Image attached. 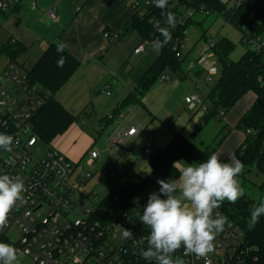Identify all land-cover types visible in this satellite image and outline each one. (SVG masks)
<instances>
[{"label":"built area","instance_id":"obj_1","mask_svg":"<svg viewBox=\"0 0 264 264\" xmlns=\"http://www.w3.org/2000/svg\"><path fill=\"white\" fill-rule=\"evenodd\" d=\"M24 0H0V13H6ZM127 2L130 11L140 19H148L151 24L159 20L163 26L161 10L150 0H121ZM203 0H169L168 10L176 17L179 27H184L196 15L209 16L213 13ZM38 5V4H36ZM76 15L80 8L73 7ZM44 12L52 21L58 20V6L52 5ZM171 40H174L176 56L182 60L188 58L187 70L201 72L206 83L220 73L217 42L203 37L201 52L197 55L184 53L183 42L187 31L182 36H175L172 27ZM104 38L115 44L121 38L119 33H105ZM170 40V41H171ZM241 41L252 51L264 56V30L261 34L243 28ZM148 42L134 50L139 55L145 52ZM216 68V70H215ZM25 63H10L0 74V133H7L15 138L11 153L0 149V174L19 176L24 180L26 203L19 205L9 214L8 226L0 232V242L13 244L22 256L30 259L31 264H150L138 255L139 248L147 247L146 237L150 230L140 221L142 209L150 193L139 192L128 198L126 206L119 213L109 212L105 198L92 192L83 193L79 185H87L94 175L88 176L77 170L80 163H73L59 150L50 146L45 156L35 158V149L40 141L34 126V119L52 99L53 94L33 81ZM196 93L185 99L186 103L199 107L207 113L209 106L201 97V90L196 86ZM103 92L111 95V86L106 85ZM107 122L114 124L113 130L106 137V152L109 160L105 163V178L112 187V196L118 198L125 188L142 179L123 181L116 172L114 157L116 151L129 141L136 139L138 128L124 129L119 126L122 113L108 115ZM250 133V131H248ZM103 152L90 151L89 166L100 160ZM142 154H150L144 150ZM14 163L9 164V161ZM139 198L137 202H134ZM220 211V210H218ZM221 212V211H220ZM222 213V212H221ZM223 214V213H222ZM224 215V214H223ZM227 217V216H226ZM225 226L214 241V251L207 258L194 255L183 257L186 264H234L245 261L250 252V244L243 228L228 217ZM130 229L132 240H124L121 228ZM17 233V237L14 234ZM133 241L136 243L134 244ZM178 255H183L181 248Z\"/></svg>","mask_w":264,"mask_h":264},{"label":"crops","instance_id":"obj_2","mask_svg":"<svg viewBox=\"0 0 264 264\" xmlns=\"http://www.w3.org/2000/svg\"><path fill=\"white\" fill-rule=\"evenodd\" d=\"M27 1L29 2L24 0L7 13H0V16H6V20L0 22V50L12 40L20 50L15 61L26 63L30 68L42 57L50 44L64 42L68 51L80 61V68L55 97L70 113L81 114L79 120L66 133L53 141L64 156L70 161L80 163L90 151H97L96 148L101 147L106 149V137L115 126L112 123L107 124L103 119L120 110L124 118L119 121V126L124 129L138 128L136 139L116 151L114 157L116 172L123 181L148 177L151 172V158L164 149L176 135L191 139L204 114L194 111L197 107L193 108L185 101L189 95L196 93V88L193 94L190 90L184 101L177 103L179 77L173 75V79L172 75L164 73L139 102L125 105L126 99L137 92L143 75L160 54L152 50L151 44L147 45L144 53L134 54V50L142 43V37L136 30L124 36L133 18L127 2L45 0V7L58 6V20H50L46 29L41 31L39 24L43 23L42 20L36 23L33 14H24L30 13L26 9ZM33 1L30 0L29 4L32 12L39 10L38 16L47 18L44 9L39 6L40 0L36 3ZM222 1L230 3L232 0ZM75 6L80 8L79 15L73 11ZM105 33H119L121 38L115 44H110L104 38ZM4 57L7 58V64L0 73L12 63L9 57ZM106 85L111 86V95L103 92ZM206 98L207 95L205 100ZM254 101L253 94L242 98L223 117L229 121L228 126L238 125ZM79 121L83 123V128L77 124ZM223 133L227 135H224L219 145L231 137L233 131L224 130ZM68 134L70 137H66ZM245 139L246 137L239 136L235 146L239 145L240 148ZM72 143L76 145L72 146ZM195 143L210 146L199 141V134L195 136ZM144 150H148L150 154H142ZM220 159L223 160L222 157ZM108 160L109 156L101 158L102 166ZM179 161L189 164L194 162L187 157H182Z\"/></svg>","mask_w":264,"mask_h":264},{"label":"trees","instance_id":"obj_3","mask_svg":"<svg viewBox=\"0 0 264 264\" xmlns=\"http://www.w3.org/2000/svg\"><path fill=\"white\" fill-rule=\"evenodd\" d=\"M202 2L206 3L213 13L222 17L240 32L243 28H246L250 31H256L259 35L264 30V0H242L239 3L235 2L233 5L224 3L222 0H203ZM192 22V20L188 21L184 27H179L175 32V36H182L183 31H187ZM132 30L138 31L142 41L149 44L153 39L162 38L148 19H140L135 14H133L124 36ZM174 46L175 42L171 40L160 51L153 65L142 77L139 89L126 99L125 105L139 102V99L166 72L180 79L187 76L184 68L188 65V58L185 57L180 60L176 56L177 52ZM235 50L236 45L227 38H222L217 43L219 77L216 85L206 98L209 110L197 124L196 132L191 139L176 135L164 149L158 151L151 158V172L148 177L134 185L127 186L124 194L118 198H115L112 194L107 195L104 203H106L109 212L119 213L126 206L125 203L128 202V198L137 195L143 190L144 186V188L159 190L158 179H177L179 172L174 169L173 162L179 161L182 157L200 162L215 153L216 148L196 144L195 136L210 120L217 119L222 122L223 117L248 94H253L255 101L236 127V129L244 131L246 139L234 155L245 165L240 177L245 178L252 168H256L264 174V56L249 50L238 61L234 62L231 60V56ZM19 51L16 43L10 40L0 50V56H7L12 63H18L15 60ZM61 56L65 57L64 66L57 67V60ZM79 68L80 61L67 48L62 53L57 52V43L50 44L42 57L30 67L29 74L33 81L53 94L50 102L41 109L34 119L37 135L40 140L48 144L66 133L80 118L81 114L74 115L70 113L55 98L56 94L66 86ZM195 75L200 77L202 73L197 72ZM120 113L121 110L114 112L113 115L116 116ZM103 120L107 122V118ZM224 130L231 131L232 128L225 126ZM255 203L256 200L244 195L236 204L225 201L219 209L225 216L243 228L250 244L251 250L245 256V261L242 263L235 262L234 264H264V216L259 218L254 227L249 226L251 209Z\"/></svg>","mask_w":264,"mask_h":264},{"label":"clouds","instance_id":"obj_4","mask_svg":"<svg viewBox=\"0 0 264 264\" xmlns=\"http://www.w3.org/2000/svg\"><path fill=\"white\" fill-rule=\"evenodd\" d=\"M150 3L164 17L163 26L159 20L154 22L162 38L150 42L152 50L159 53L171 40L170 29L175 26L176 17L168 10L169 0ZM66 47L64 42H57V52L62 53ZM64 63L65 57L61 56L57 67H63ZM15 143L12 135L0 133V149L11 153ZM12 163L10 160L9 164ZM173 167L179 172L178 178L157 180L159 191L149 194L139 219L150 232L147 247L139 248L138 255L150 264H186L183 257L190 255L207 258L214 251L216 237L229 223L228 217L218 210L225 201L236 204L246 192L239 182L245 165L235 155L225 162L213 153L206 160L191 164L175 161ZM25 190L21 177L0 174V232L8 226L9 214L26 203ZM261 216H264V196L258 195L249 226L254 227ZM118 227L124 240L133 239L130 229ZM181 248L183 255H178ZM22 255L13 244L0 242V264H20Z\"/></svg>","mask_w":264,"mask_h":264},{"label":"rangeland","instance_id":"obj_5","mask_svg":"<svg viewBox=\"0 0 264 264\" xmlns=\"http://www.w3.org/2000/svg\"><path fill=\"white\" fill-rule=\"evenodd\" d=\"M66 1L69 2L70 0H66ZM240 1L242 0H232L230 1V4L233 5L235 2L239 3ZM33 2L36 3L37 0H34ZM27 4H26L27 5L26 9L27 11H30V13L24 12L25 16H29L33 14L35 16L36 23L39 20H42L43 23L41 25L39 24V26H40V30L44 31L46 29V25H49V23L51 22L50 19H48V17L45 19L40 18L38 16L39 10H37L38 12L37 11L32 12L31 6L29 5L30 0L29 2L27 1ZM39 6H41V8L43 9L48 8V6L45 7V0H40ZM5 18L6 16H0V22L3 23L6 20ZM192 21L193 22L187 29V34L183 42L184 48L182 50L184 51V53L191 52L194 55L199 54L202 49L201 47L202 44H205L204 41L201 40L203 37L207 38V40H213L215 42L221 40L222 38H227L230 41H232L236 45V50L231 56V60L234 62L238 61L247 51L253 50V47L245 46L241 44V32L238 29H236L233 25L226 22L222 17L218 16L217 14H212L209 16H205L202 14L196 15ZM28 24L31 25V23H28ZM173 28L177 30L179 28L178 24L176 23ZM6 64H7V58L4 56L0 57V71L4 68ZM184 71L187 73V76L185 78L183 79L175 78L179 81V85H180V88L176 93L177 103H180V100L184 101L185 96L190 94L189 93L190 90L192 91V94H193L196 88L195 85L200 88L201 95H202L201 97L204 100L205 96L208 95L211 89H213L214 86L216 85L218 77H219V76L213 77L210 82L206 83L204 80L205 75H201L200 77H197L195 73L189 72L186 67L184 68ZM167 73L169 74V76L172 75L169 72ZM172 78H173V75H172ZM242 105L244 106V104ZM235 107L236 105L234 106V108ZM198 108L199 107H197V110H194V111H197L201 115L205 114L200 108L199 109ZM235 111H233V113H235ZM230 112H228V114ZM80 121L77 122V124H79L83 128L84 125ZM228 122L229 121L227 119H223L222 122H219L217 119H212L207 124L204 125V127L200 131L201 133H199V141H203L205 144L212 146V148H216L217 150L216 154L219 157H222L223 161L227 159L230 160V158L239 149V145L235 146L236 139L239 136L246 137V134L244 133V131L236 129L237 125H235L231 127L232 128L231 131H233L232 136L229 137L223 144L219 145V142L221 141L223 136L227 135V134H224L223 131H224V127L228 126ZM220 133H223V134H221V137L217 139V136ZM66 137H70V134L66 135ZM55 141H57V139ZM75 145L76 143H72V146H75ZM50 146L59 150L57 146L55 145V142L48 144L40 140L34 152L35 158L40 159L41 157L45 156L46 151ZM96 150L98 152H103L102 157H101L103 159L109 156L105 148H102V147L96 148ZM89 158H90L89 155L83 158V160L79 164L77 174L82 173L85 176H88L91 173L92 175H94V177L92 181H90L87 185H85V187H83V185H79L80 186L79 189L83 193H88L93 189L92 192H95L99 196L100 199H103L112 192V187L105 178L104 166H102V164L98 165L97 163L94 166H89L88 165ZM72 162L77 163L74 161ZM239 182L246 189L245 195L251 197L253 200H257L258 195L264 196V174L259 172L258 169L252 168L246 174L245 178L239 177ZM144 187L142 188L143 190L141 189L142 190L141 192L149 191L148 188H144ZM158 191L159 190L154 189V192H158ZM14 237H17V233L14 234ZM20 264H31V261L28 257L21 256Z\"/></svg>","mask_w":264,"mask_h":264}]
</instances>
